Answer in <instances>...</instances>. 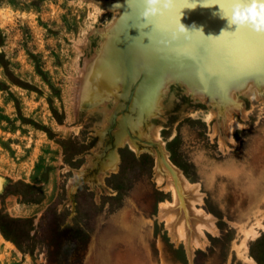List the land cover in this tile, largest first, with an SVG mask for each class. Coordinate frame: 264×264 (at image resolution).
Listing matches in <instances>:
<instances>
[{"label": "rangeland", "instance_id": "obj_1", "mask_svg": "<svg viewBox=\"0 0 264 264\" xmlns=\"http://www.w3.org/2000/svg\"><path fill=\"white\" fill-rule=\"evenodd\" d=\"M237 1L0 0V264H264V13Z\"/></svg>", "mask_w": 264, "mask_h": 264}, {"label": "bare ground", "instance_id": "obj_2", "mask_svg": "<svg viewBox=\"0 0 264 264\" xmlns=\"http://www.w3.org/2000/svg\"><path fill=\"white\" fill-rule=\"evenodd\" d=\"M210 1V0H209ZM228 1V0H227ZM230 1V0H229ZM240 1V0H239ZM231 2H232V4H234L233 6V8H235V4H237V3H239L237 0H231ZM256 2H257V4H258V6L259 7H261V10H262V12L264 13V0H256ZM227 3V2H226ZM230 6V5H229ZM232 8V7H231ZM233 11H234V9H233ZM233 20V22H234V19H232ZM146 22V21H145ZM206 24V23H205ZM237 24V23H236ZM236 26V25H235ZM168 28V27H167ZM166 28V29H167ZM239 28V27H238ZM239 30H240V28H239ZM167 36V35H166ZM264 62V61H263ZM237 68V67H236ZM239 68V67H238ZM257 68H258V66H257ZM239 71V70H238ZM242 71V70H241ZM260 71V70H259ZM261 72H263V70L261 71ZM246 76V75H245ZM227 79V78H226ZM216 85V84H215ZM253 90V89H252ZM251 90V91H252ZM123 139V138H122ZM132 139V138H131ZM119 141V140H118ZM161 163H162V161H161ZM165 165H166V162H165ZM167 166V165H166ZM170 165H168V167H169ZM164 168H165V166H164ZM170 168L171 167H169V170H170ZM168 170V171H169ZM171 171V170H170ZM169 171V172H170ZM175 173V172H174ZM173 173V174H174ZM171 174V173H170ZM172 175V174H171ZM178 177V176H177ZM173 178V177H172ZM176 178V177H175ZM173 180V179H172Z\"/></svg>", "mask_w": 264, "mask_h": 264}]
</instances>
